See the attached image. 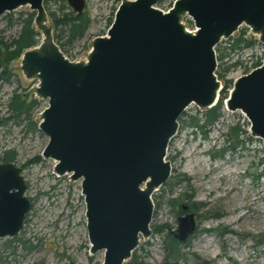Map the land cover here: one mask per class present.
Masks as SVG:
<instances>
[{
    "label": "water",
    "instance_id": "95a60500",
    "mask_svg": "<svg viewBox=\"0 0 264 264\" xmlns=\"http://www.w3.org/2000/svg\"><path fill=\"white\" fill-rule=\"evenodd\" d=\"M160 1L122 0L106 34L75 61L55 42L43 0H0V15L21 6L34 13L41 39L20 67L47 101L37 124L48 137L41 156L55 161L56 175L80 180L89 252L102 251L101 264H126L152 234V196L170 179L166 153L180 116L191 104L207 109L219 100L215 46L243 23L264 43V0H174L166 11ZM67 3L81 13L85 0ZM224 107L240 110L250 135L264 141V58L233 80ZM26 189L22 168L0 162V237L22 228L32 205ZM182 209L171 230L180 243L198 227L195 213Z\"/></svg>",
    "mask_w": 264,
    "mask_h": 264
},
{
    "label": "rangeland",
    "instance_id": "374dc122",
    "mask_svg": "<svg viewBox=\"0 0 264 264\" xmlns=\"http://www.w3.org/2000/svg\"><path fill=\"white\" fill-rule=\"evenodd\" d=\"M173 1L161 0L156 6L166 11ZM119 3V0H85L84 12L90 24L85 35L67 47L66 57L75 61L86 59L92 39L106 34ZM61 4V0L49 1L45 4L47 13L59 16ZM30 11L28 6L18 7L11 12V23L4 14L0 15V39L15 36L21 27L19 14ZM47 18L54 32L50 15ZM183 22L189 30L195 29L190 17H184ZM241 28L246 27L240 26L219 43L227 56L222 63L217 62V70L231 65L225 77L232 81L264 58V43H260L249 28L245 37L254 40L253 45L234 50L228 47V41L238 37ZM40 39L39 35L38 42ZM8 69L9 80L0 82V117L9 115L6 102L14 90L27 100L37 98L39 105L33 111L35 130H30L25 122L15 123L12 119L0 124V162L3 151L15 152L14 162L22 168L27 183L25 195L32 204L20 232L13 237H0V264H101L103 252H89L80 180L72 181L68 174L56 175L53 173L55 161L41 156L48 137L37 124L47 101L35 95L37 80L24 76L20 58L13 60ZM220 81L223 84V80ZM205 110L191 104L182 120L179 119L178 132L166 153L172 167L170 179L152 196L151 230L164 224L170 231L175 230L181 214L177 213L178 205L173 206L169 200L182 192L192 193V201L205 202L207 206L193 211L198 227L183 248L189 255L174 264H264V161L260 163V159L264 160V141L252 137L245 115L240 110L225 109L224 101L222 116L214 125L204 128V137L199 128L189 125L188 116L201 117ZM230 125H238L239 144L234 150L229 148L223 157L212 158L211 154L229 147L230 142H225L222 134ZM37 156L40 160L34 162ZM259 173L263 174L257 178ZM181 175L188 181H180ZM206 209L221 216L208 217ZM167 229L152 230L148 238L141 237L132 254L133 262L160 264L164 255L161 243Z\"/></svg>",
    "mask_w": 264,
    "mask_h": 264
},
{
    "label": "trees",
    "instance_id": "16d2710c",
    "mask_svg": "<svg viewBox=\"0 0 264 264\" xmlns=\"http://www.w3.org/2000/svg\"><path fill=\"white\" fill-rule=\"evenodd\" d=\"M62 4L59 7V16H56L55 13H50L53 25L55 27L54 39L62 52L67 53L68 46L71 45L74 41L82 38L90 24V19L86 13H75L70 10L67 6L65 0H61ZM47 2V0H46ZM49 2V0H48ZM11 16H8V18ZM12 18V17H11ZM19 20H21V27L18 33L5 41H1L5 48L6 53L3 60V70H2V81H8L10 78V71L8 69V64L18 58L22 52L38 44L39 32L35 29L33 24V14L30 12L19 14ZM10 19V18H9ZM10 23L12 20H8ZM254 40L248 39L245 37V30L242 29L239 36L228 41V47L231 50L240 48L241 46H251L254 44ZM225 48V47H224ZM217 60L222 63V60L227 56V53L217 45L216 47ZM259 63L254 65L257 66ZM231 66V65H230ZM230 66L223 68L222 70H216L217 77L223 80V88L220 91L219 100L216 105L207 108L201 113V117L197 115L188 116L189 125L192 128H199L203 136H206L204 128L214 125L219 118L222 116L223 101L228 95V91L232 87V80L225 77V72L229 69ZM39 105V100L37 98H27L17 90H14L6 102V110L9 115L5 118L0 117V124H5L8 119H12L15 123L25 122L30 130L36 129V122L33 120V111ZM186 113L183 112L180 116L182 120L183 116ZM201 122V123H200ZM225 142H230L229 147H223L219 150L218 154H211L212 158L223 157L224 153L230 148L234 150L235 147L239 144V136L241 132L238 129V125H230L227 132L222 134ZM251 140V139H249ZM15 152L13 150H5L1 156V161H14ZM40 160L39 156L35 158L34 162ZM264 160L260 159V163ZM263 173H259L257 178H259ZM188 181V178L185 175H181L180 181ZM167 184V183H165ZM192 193L182 192L177 197L171 198L169 202L175 206L178 205V214L183 213L182 205L186 204L191 211L199 210L200 208H205L207 205L205 202H194L191 200ZM184 200H188L187 203H183ZM209 209H206V216L208 217H220L218 213H209ZM200 216V215H198ZM164 228H168L167 232L161 243V248L163 250V260L160 264H174L180 260L185 259L189 252L183 250L187 246V241L180 243L173 235L171 234L170 228L164 224L162 226H154L152 230L155 232H161ZM208 231H215V229H208ZM228 232H233L229 230ZM126 264H146L144 262H133L131 257L130 261ZM206 264H209L208 262Z\"/></svg>",
    "mask_w": 264,
    "mask_h": 264
},
{
    "label": "flooded vegetation",
    "instance_id": "af4514ba",
    "mask_svg": "<svg viewBox=\"0 0 264 264\" xmlns=\"http://www.w3.org/2000/svg\"><path fill=\"white\" fill-rule=\"evenodd\" d=\"M49 1H51V0H49ZM119 1L121 2L122 0H119ZM65 2L67 3V0H65ZM173 2H174V1H173ZM46 3H48V0H47V2H46V0H43L44 8H45L46 13H47V9H46V6H45ZM119 4H120V3H119ZM172 4H173V3H172ZM67 6L69 7L70 10L74 11V10L68 5V3H67ZM118 6H119V5H118ZM171 6H172V5H171ZM171 6H170V7H171ZM84 8H85V4H84ZM84 8H83V11H82V12H84ZM117 8H118V7H117ZM117 8H116V10H117ZM15 10H16V9H15ZM116 10H115V11H116ZM167 10H168V9H167ZM13 11H14V10H13ZM13 11H11V12H13ZM11 12H4L3 14H4L6 17H8V16H11V15H12ZM74 12L77 13L76 11H74ZM82 12H81V13H82ZM26 13H27V12H26ZM30 13L33 14V18H34V13L31 12V11H30ZM84 13H85V12H84ZM3 14H1V15H3ZM47 14L50 15V13H47ZM114 14H115V12H114ZM48 15H47V16H48ZM186 16H188V15H185L184 17H186ZM184 17H182V22H183ZM188 17H190V16H188ZM190 18H191V17H190ZM113 19H114V17H113ZM113 19L111 20L110 25H111ZM191 21H192V18H191ZM8 22H9V21H8ZM9 23H10V22H9ZM183 23H184V22H183ZM189 23H190V25H192V24L194 25L193 21H192V24H191V22H189ZM110 25H109V27H110ZM184 25H185V23H184ZM242 25H245V24L243 23V24H241L240 26H242ZM240 26H239V28H240ZM109 27H108V28H109ZM185 27H186V25H185ZM194 27H195V25H194ZM245 27H246V28H249V27H247L246 25H245ZM239 28H238V29H239ZM246 28H241V29H240V32H241L242 29H244V30H245V33H246ZM186 29H188V28L186 27ZM196 29H197V28L195 27V29H194L193 31H195ZM238 29H237V30H238ZM107 30H108V29H107ZM188 30H189V29H188ZM237 30H236V31H237ZM249 30H250V28H249ZM190 31H192V30H190ZM193 31H192V32H193ZM236 31H235V32H236ZM250 31H251V30H250ZM106 32H107V31H106ZM17 33H18V32H17ZM251 33H252V32H251ZM104 35H105V34H104ZM252 35L254 36L255 34L252 33ZM96 36H97V35H96ZM13 37H14V36H13ZM53 37H54V32H53ZM228 38H229V37H228ZM9 39H10V38H9ZM79 39H81V38H79ZM6 40H8V39H6ZM54 40H55V39H54ZM257 40H258V38H257ZM1 41H5V40L0 39V42H1ZM55 42H56V41H55ZM74 42H75V41H74ZM74 42H73V43H74ZM73 43H72L71 45H73ZM219 43H220V42H219ZM219 43H218L217 45H219ZM217 45L215 46V52H216V47H217ZM0 47H3V49H4V51H3L2 63H1V70H0V71H1V77H2L3 60H4L5 53H6V48H5V46H4L2 43H0ZM90 48H91V47H90ZM25 50H26V49H25ZM25 50H24V51H25ZM24 51H23V52H24ZM88 51H89V50H88ZM23 52H22V53H23ZM63 54H64V53H63ZM21 55H22V54H21ZM21 55H20L18 58H20ZM64 55L66 56V54H64ZM18 58H16V59H18ZM69 59H70V58H69ZM14 60H15V59H14ZM71 60H72V59H71ZM12 61H13V60H12ZM12 61H11V62H12ZM216 61L218 62V60H217V54H216ZM262 61H263V60H262ZM11 62H10V63H11ZM10 63H9V64H10ZM261 63H262V62H261ZM261 63H259V65H261ZM9 64H8V66H9ZM217 65H218V63H217ZM259 65H257V66H259ZM257 66H255V67H257ZM255 67H253V68H255ZM253 68H252V69H253ZM252 69H251V70H252ZM216 70H217V67H216ZM216 70H215V74H216ZM251 70H250V71H251ZM247 73H248V72H247ZM245 74H246V73H245ZM242 75H243V74H242ZM216 76H217V74H216ZM217 78H218V77H217ZM218 79H219V78H218ZM0 80L2 81V78H1ZM219 80H220V79H219ZM233 80H234V79H233ZM1 81H0V82H1ZM220 82H221V81H220ZM232 83H233V81H232ZM221 84H222V83H221ZM222 88H223V84H222ZM222 88H221V90H222ZM230 89H231V88H230ZM221 90H220V91H221ZM228 93H229V91H228ZM219 95H220V93H219ZM2 162H4V161H2ZM188 210H189V208H188ZM190 211H191V210H190ZM185 212H186V211L183 210V213H185ZM19 232H20V231H19ZM19 232H18V233H19ZM18 233H17V234H18ZM0 261H1V259H0Z\"/></svg>",
    "mask_w": 264,
    "mask_h": 264
}]
</instances>
